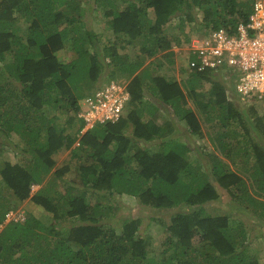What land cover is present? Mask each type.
Returning <instances> with one entry per match:
<instances>
[{
	"label": "trees",
	"instance_id": "trees-1",
	"mask_svg": "<svg viewBox=\"0 0 264 264\" xmlns=\"http://www.w3.org/2000/svg\"><path fill=\"white\" fill-rule=\"evenodd\" d=\"M252 1L0 0V152L5 146L16 158L0 157V264H264L249 248L248 223L231 212L242 206L264 220V112L239 107L228 94L232 80L209 69L184 79L160 71L176 61L173 44L218 27L235 32ZM88 9L107 10L106 39L88 26ZM199 12L201 32L187 33ZM172 21L176 33L167 32ZM68 43L76 54L64 59ZM117 76L128 79L125 113L80 133L79 100ZM205 122L222 131L210 132L215 149L204 156L179 132L202 135ZM75 139L73 178L54 155ZM222 189L235 203L221 200ZM5 193L30 196L51 222L32 214L4 222ZM117 195L156 210L152 235L141 233L140 215H119ZM154 235H163L157 253Z\"/></svg>",
	"mask_w": 264,
	"mask_h": 264
},
{
	"label": "built area",
	"instance_id": "built-area-1",
	"mask_svg": "<svg viewBox=\"0 0 264 264\" xmlns=\"http://www.w3.org/2000/svg\"><path fill=\"white\" fill-rule=\"evenodd\" d=\"M188 53L184 67L189 71L209 69L232 80L239 100L246 104H264V0H253L249 17L240 21L235 32L224 27L193 35L184 47ZM130 92L127 82L111 79L79 100L80 132L96 123L117 121L126 111ZM31 185V189L36 188ZM9 209L4 220L21 221Z\"/></svg>",
	"mask_w": 264,
	"mask_h": 264
},
{
	"label": "rangeland",
	"instance_id": "rangeland-1",
	"mask_svg": "<svg viewBox=\"0 0 264 264\" xmlns=\"http://www.w3.org/2000/svg\"><path fill=\"white\" fill-rule=\"evenodd\" d=\"M90 2H92V1H90ZM100 12H101V10H100ZM100 14H102V16ZM199 14H200V12L195 17V20H196L195 23L196 24L193 23L191 25V28L193 29V31H190V29H188L186 31L187 33L196 34V33L201 32V29L197 30L198 29L197 27L199 26V22H197V21H200ZM107 17H109L107 10H105V11L102 10V13L95 11L93 14L90 10H87L85 12V17H84V19H86V22L90 28L94 29L96 32H102L103 33V35H102L103 40L106 39L111 33V31L109 29H106L105 19ZM177 30L178 29L176 27L175 22L172 21L168 24L167 32L173 31L174 33H176ZM87 47H89V46H87ZM184 47H185V44H182V45H178L176 43L173 44L172 49L176 53V56H174L176 58V61H174L175 64L174 63L169 64V63H167L166 60H164V62L167 64H166V66H164L160 69V71L162 73H164V74L171 73L175 77H178V76L180 77L185 72L183 69V65L186 64V58L189 55L186 52L184 53V51H183ZM123 50L125 53H127L128 55H130L132 57L136 53V46L129 44ZM59 54H60V57H63L64 59H69L73 55H75L76 53L72 49L71 44L68 43L65 45V47L63 49H61ZM179 62L181 64H179ZM104 72L106 73V71H104ZM115 78L121 79L123 81L128 80L126 77H122V76H117ZM181 78L184 79V77H181ZM224 80L226 82V85H228V86L232 85L230 83V80H228V79H224ZM96 83H97V81H95V84ZM208 85H209V82L206 81L204 84V87L207 88ZM228 94H229V96L231 95L233 97L232 98L230 96V98H232L235 103L239 104V107H243V106L248 105V104H242L241 102L240 103L238 102V100L235 96L233 87L229 88ZM187 100H188L189 104L194 105L193 97L189 93L187 95ZM254 106L257 108L258 111L264 112V104L263 103L255 102ZM57 121H59V126L62 127L63 124L65 123L64 114L61 115L57 119ZM173 122L175 125L180 124V126H181V123H179L176 118L174 119ZM65 126L67 128L69 125L65 124ZM203 129H204V132H202V135L194 136L193 138L186 133L184 134L183 131L179 132L180 135L186 139L191 150L196 151L197 155H199V154L204 155L207 153H212L215 148L213 147V144L209 140L210 132L213 134H217V133H219V131L220 132L222 131V129L219 127H216L214 129L210 128L209 126H207V122H205L203 124ZM76 145H78L77 139H75L72 149H62V150L56 152L54 155L55 159H56V164L58 166L62 165L64 163H67L69 165V171L66 173V175L67 176H73V178H75L77 176L76 169L78 166V157H79V151L77 150V148H76V150H74V147H76ZM1 148L5 149V150L0 152V157L7 156L11 160H16L15 157L11 156L12 152H9L8 150H6L5 146H2ZM200 161H202L204 163L205 158L200 157ZM231 167L235 168L234 165H232ZM38 187H39L38 184H37L36 188H34V189H31V187H30V193L34 192ZM0 189H3V190L5 189L3 184L1 183V178H0ZM220 192L222 193V195H221L222 201H224V202H228V201L231 202L232 201L230 196L228 195V193L225 192V190L222 189ZM5 194H6V196H9L8 198L11 199L10 200V206H11L10 209H12V211L15 213V216L26 217V216L32 214L41 220H44L46 222H51L49 213L41 205L33 202L30 199V196L26 197L23 200H17L14 197V195H12V194H9V193H5ZM98 199H99V197H98ZM113 201H115V204L118 205V207H119L117 210L118 213L121 212L119 215L137 214V215H140L142 217V228L144 227V229L141 230V233H144V235L146 233H148L149 235H152L154 233L153 229H154V225L156 223L152 222V219L150 218V215H153L154 209L153 210H151L149 208L148 209H135L137 202L133 199L132 196H129V195H123V196L117 195L115 198L113 197ZM103 202H106V201L103 200ZM232 202L235 203L234 201H232ZM116 205H114V206L116 207ZM207 207L210 208L214 212H217L219 210L215 206H209L208 203H207ZM231 210H232L231 211L232 213H240L243 216V219L248 223V232H249L248 241L250 243L249 248L252 249V253H256L259 256H261L262 258H264V220L259 219L258 217H253L252 214L249 211H247L245 208H243L242 206H237V207L233 206ZM154 211H155V213H157L156 210H154ZM4 221H8V220L5 219ZM147 223L149 226H145ZM162 240H163V235H154L153 238L150 240L151 243L149 244V248H152V250L155 253L159 252L160 249L163 248Z\"/></svg>",
	"mask_w": 264,
	"mask_h": 264
},
{
	"label": "crops",
	"instance_id": "crops-1",
	"mask_svg": "<svg viewBox=\"0 0 264 264\" xmlns=\"http://www.w3.org/2000/svg\"><path fill=\"white\" fill-rule=\"evenodd\" d=\"M89 10V9H88ZM87 11V10H86ZM91 11V10H90ZM127 82V81H126ZM234 93H235V91H234ZM235 96H236V98H237V100H238V102L240 103L241 101L239 100V98L237 97V95H236V93H235ZM242 104H246V103H243V102H241ZM253 105L255 104V102L254 103H252ZM249 105V104H248ZM161 112V111H160ZM160 112L157 114L158 115V119L159 120H164L165 122H166V119H164L163 117H161V115H160V118H159V114H160ZM165 116V115H164ZM166 117V116H165ZM168 118V117H167ZM167 120H170V119H167ZM169 122V121H168ZM171 124H173L172 122H170ZM87 130V129H86ZM85 130V131H86ZM84 132V131H83ZM82 132V133H83ZM81 133V132H80ZM149 143V142H148ZM152 146H153V149L155 150V149H158L159 148V146H160V143H159V145L157 144V142H153L152 141ZM71 147H73V145L71 146ZM7 150V149H6ZM9 152H11V151H9ZM11 156L13 157V155H12V153H11ZM40 185V184H39ZM4 222H6V221H4Z\"/></svg>",
	"mask_w": 264,
	"mask_h": 264
},
{
	"label": "clouds",
	"instance_id": "clouds-1",
	"mask_svg": "<svg viewBox=\"0 0 264 264\" xmlns=\"http://www.w3.org/2000/svg\"><path fill=\"white\" fill-rule=\"evenodd\" d=\"M183 69H184V73L179 77L178 76V79H180L181 77H186L187 76V70H186V68L184 67V65H183ZM33 184H35V183H33ZM37 185V184H36Z\"/></svg>",
	"mask_w": 264,
	"mask_h": 264
}]
</instances>
